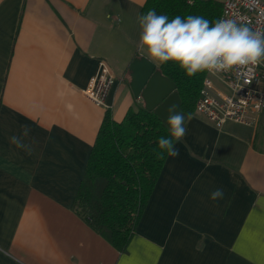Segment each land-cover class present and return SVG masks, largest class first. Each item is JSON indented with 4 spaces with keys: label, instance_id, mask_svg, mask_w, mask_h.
<instances>
[{
    "label": "crops",
    "instance_id": "1",
    "mask_svg": "<svg viewBox=\"0 0 264 264\" xmlns=\"http://www.w3.org/2000/svg\"><path fill=\"white\" fill-rule=\"evenodd\" d=\"M144 2L0 0V264H264V113L221 128L188 116L124 253L72 209L104 113L120 122L141 103L127 68L149 59ZM102 64L115 82L98 106L84 90ZM22 125L31 154L10 143ZM217 188L224 197L210 199Z\"/></svg>",
    "mask_w": 264,
    "mask_h": 264
},
{
    "label": "trees",
    "instance_id": "2",
    "mask_svg": "<svg viewBox=\"0 0 264 264\" xmlns=\"http://www.w3.org/2000/svg\"><path fill=\"white\" fill-rule=\"evenodd\" d=\"M149 9L170 19L193 15L215 21L222 2L145 0L139 15ZM158 69L175 84L180 110L193 115L206 72L188 77L173 62L160 64ZM168 135L169 128L145 110L142 102L130 107L120 122L113 120L109 110L104 113L72 209L119 253L126 251L134 236L166 160H158L153 149L161 136Z\"/></svg>",
    "mask_w": 264,
    "mask_h": 264
},
{
    "label": "clouds",
    "instance_id": "3",
    "mask_svg": "<svg viewBox=\"0 0 264 264\" xmlns=\"http://www.w3.org/2000/svg\"><path fill=\"white\" fill-rule=\"evenodd\" d=\"M193 0H189L191 4ZM138 50L160 64L175 63L188 77L207 72L217 74L264 63V31H253L232 19L210 21L202 16L157 14L154 9L139 17ZM169 135L161 136L153 149L158 160L179 156V143L186 134L184 117L169 109ZM31 129L21 126V134L10 137L16 148L31 154L32 142H25ZM224 197L222 188L215 189L210 199Z\"/></svg>",
    "mask_w": 264,
    "mask_h": 264
},
{
    "label": "built area",
    "instance_id": "4",
    "mask_svg": "<svg viewBox=\"0 0 264 264\" xmlns=\"http://www.w3.org/2000/svg\"><path fill=\"white\" fill-rule=\"evenodd\" d=\"M221 2L218 19H232L253 31H264V0ZM114 82V75L102 64L99 73L84 90V96L95 105L105 106ZM195 113L204 116L216 128H221L226 122L255 125L258 115L264 113V63L215 75L206 72Z\"/></svg>",
    "mask_w": 264,
    "mask_h": 264
},
{
    "label": "water",
    "instance_id": "5",
    "mask_svg": "<svg viewBox=\"0 0 264 264\" xmlns=\"http://www.w3.org/2000/svg\"><path fill=\"white\" fill-rule=\"evenodd\" d=\"M128 86L132 96L140 100L145 110L153 112L169 128L167 123L169 109L175 107L184 117L188 115L180 110V97L175 84L163 76L160 70L146 57L136 56L128 65Z\"/></svg>",
    "mask_w": 264,
    "mask_h": 264
},
{
    "label": "rangeland",
    "instance_id": "6",
    "mask_svg": "<svg viewBox=\"0 0 264 264\" xmlns=\"http://www.w3.org/2000/svg\"><path fill=\"white\" fill-rule=\"evenodd\" d=\"M128 81H129V77H128ZM238 127L248 130L247 128L243 126H238ZM254 144L258 146V148L264 150V114H262L258 118L257 125H256Z\"/></svg>",
    "mask_w": 264,
    "mask_h": 264
}]
</instances>
